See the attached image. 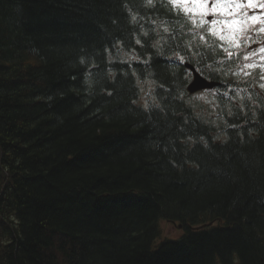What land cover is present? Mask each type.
<instances>
[{"label":"trees","instance_id":"1","mask_svg":"<svg viewBox=\"0 0 264 264\" xmlns=\"http://www.w3.org/2000/svg\"><path fill=\"white\" fill-rule=\"evenodd\" d=\"M236 59L169 0H0V264H264V87Z\"/></svg>","mask_w":264,"mask_h":264},{"label":"rangeland","instance_id":"2","mask_svg":"<svg viewBox=\"0 0 264 264\" xmlns=\"http://www.w3.org/2000/svg\"><path fill=\"white\" fill-rule=\"evenodd\" d=\"M211 2L212 0H210V4ZM244 3L245 7L240 9L242 13L247 12L249 15L264 14V8L261 7V5H264V0H254V4L256 5L254 9L247 7L246 0H244ZM174 7L183 11L182 4L178 3ZM189 7H191V5H189ZM187 15L192 21L195 20V23H193L197 27H200L203 31L213 35L222 45L223 49H227L226 52L228 54H237L236 66L231 70V74L233 76H251L256 79L254 80L260 87L264 85V52L260 51L261 48H264V31H261V27L264 26L260 24H253L251 21H248L245 29L243 31H238L231 30L222 24L213 25L211 23L213 20L223 19V17L220 16L210 15L205 17V23L201 24V17L199 15L192 16L191 13ZM249 37H251V39H249ZM250 52L253 54L249 55ZM246 56H248V59H245ZM246 65L252 66L246 67ZM193 96L196 98V100L209 104L212 93L211 90H200L193 93ZM141 100H143V98H141ZM160 227L162 235L171 236L170 238L177 237L182 233V228H179L177 224L166 220L160 222Z\"/></svg>","mask_w":264,"mask_h":264},{"label":"snow or ice","instance_id":"3","mask_svg":"<svg viewBox=\"0 0 264 264\" xmlns=\"http://www.w3.org/2000/svg\"><path fill=\"white\" fill-rule=\"evenodd\" d=\"M170 2L175 6L178 3L183 5V12L187 15L189 13L192 16L199 15L201 17L200 23H205V17L208 16H220L223 19L213 20L211 23L213 25L222 24L231 30L243 31L247 26L248 21L253 24H260L264 26V14L261 15H249L247 12H241L240 9L245 7L244 0H170ZM151 3V0H149ZM248 8H255L254 0H246ZM191 5V7H189ZM264 8V5H261ZM195 23V20H193ZM244 26V27H242ZM261 31H264V27H261ZM251 39V37H249ZM227 51V49H225ZM260 51L264 52V48ZM253 53H249L252 55ZM231 56V53H229ZM248 59V56L245 57ZM252 65H246V67H251ZM264 87V85H262Z\"/></svg>","mask_w":264,"mask_h":264},{"label":"water","instance_id":"4","mask_svg":"<svg viewBox=\"0 0 264 264\" xmlns=\"http://www.w3.org/2000/svg\"><path fill=\"white\" fill-rule=\"evenodd\" d=\"M184 65L187 69L191 71V74H192L190 81L186 85V89L189 93H195L199 90H204V89H213L214 87L220 84L219 81L208 79L205 76H203L198 70H196L194 65H192L191 63L185 61ZM211 223L212 221L201 224L195 228H199L203 225H210ZM177 226L181 227L182 225L181 223H178Z\"/></svg>","mask_w":264,"mask_h":264}]
</instances>
